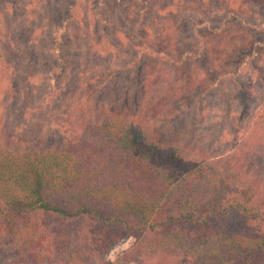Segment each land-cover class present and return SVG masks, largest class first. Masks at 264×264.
Listing matches in <instances>:
<instances>
[{"label":"trees","instance_id":"obj_1","mask_svg":"<svg viewBox=\"0 0 264 264\" xmlns=\"http://www.w3.org/2000/svg\"><path fill=\"white\" fill-rule=\"evenodd\" d=\"M195 1L0 0V264H264V0Z\"/></svg>","mask_w":264,"mask_h":264},{"label":"rangeland","instance_id":"obj_2","mask_svg":"<svg viewBox=\"0 0 264 264\" xmlns=\"http://www.w3.org/2000/svg\"><path fill=\"white\" fill-rule=\"evenodd\" d=\"M166 1H168V0H166ZM204 1L203 0H196L195 2H197V4L195 5L194 8L190 7V11L186 12V15L194 14V12H195L196 15H199V16L205 15L204 9H202L200 7L201 4L204 5ZM36 125H37L36 127H38V128L40 127V123H37ZM32 135H33V133H32ZM133 242H134V238L133 237L125 238L120 244H118L116 247H114L111 250V252L109 253V258L113 259V260L118 259L119 255L121 254V252L126 250V249H128L132 245Z\"/></svg>","mask_w":264,"mask_h":264}]
</instances>
